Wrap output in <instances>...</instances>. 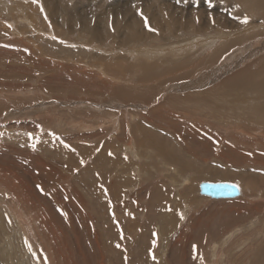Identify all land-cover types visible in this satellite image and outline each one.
<instances>
[{"label":"rangeland","instance_id":"rangeland-1","mask_svg":"<svg viewBox=\"0 0 264 264\" xmlns=\"http://www.w3.org/2000/svg\"><path fill=\"white\" fill-rule=\"evenodd\" d=\"M164 2L0 0V264H264V98L229 79L248 57L264 81V3ZM76 15L147 33L100 40ZM221 181L243 196L199 194Z\"/></svg>","mask_w":264,"mask_h":264},{"label":"bare ground","instance_id":"bare-ground-1","mask_svg":"<svg viewBox=\"0 0 264 264\" xmlns=\"http://www.w3.org/2000/svg\"><path fill=\"white\" fill-rule=\"evenodd\" d=\"M133 1V0H132ZM162 1V0H161ZM180 1V0H179ZM181 1H183V0H181ZM252 1V0H251ZM129 2V1H128ZM141 2V1H140ZM220 2L222 3V5L224 6V3H225V0H220ZM255 2L257 3V6H259V7H261L262 6V4L264 3V0H255ZM119 3V2H118ZM127 3V2H126ZM132 3V2H131ZM156 3V2H155ZM186 3H187V1H186ZM195 3V2H194ZM230 3V2H229ZM115 4V3H114ZM114 4H112L110 7H108L107 8V11H110V10H114V13H116V14H118V15H123V14H127L126 13V10L124 9V8H122V7H118V5H114ZM143 4L144 3H142V4H139V2H136V5H135V9H132V10H134V12H138V13H140V11L142 10L143 11V14H147L148 13V11H146V9L144 8V6H143ZM147 4V3H146ZM189 4H190V2H189ZM251 4V3H250ZM114 5V6H113ZM127 5V4H126ZM164 5L165 6H167L168 8H172L171 6H169L170 5V3H167V0H165V2H164ZM184 5V4H183ZM148 6V5H147ZM159 6V5H158ZM191 6V5H190ZM146 7V6H145ZM252 7V6H251ZM119 9H121V10H119ZM260 9V8H259ZM63 10V12L64 13H66L67 12V10L66 9H62ZM136 10V11H135ZM228 11H229V13L232 11V13H231V15L233 14L234 15V17L236 16V21H237V23H243L242 22V20H243V13L242 12H240L239 11V6H238V3H237V5L236 4H234V5H231V7H229L228 8ZM150 13H151V15H149V18L151 19H153V18H158V17H156V14L155 13H153L152 12V10L150 9V11H149ZM158 12H159V9H158ZM166 12V11H165ZM137 13V14H138ZM190 13V12H189ZM177 14H179V13H177ZM107 15V14H106ZM133 15H134V13H133ZM91 16V15H90ZM103 16V15H102ZM131 16V15H130ZM130 16H127L125 19H124V21H125V23H124V26L122 25V23H123V21L122 20H116L115 22V24L114 23H112V25H110V23H109V21L107 20V18L105 17V22L101 25L100 24V21H99V19H97V18H95V17H93V16H91L92 18H94V22H92L91 23V21H92V19H90V20H87V19H77L78 18V16L76 15V16H74V18L75 19H77V21H79V23L77 24V21H75V22H71V23H67L66 25H68L70 28H72V27H74L77 31H80L81 33H85V32H87V33H91L92 35H94L96 38H99L100 40H104V39H106V38H108L110 35V33H111V30L114 28V32H113V36H118V39H119V35L122 37V39H121V44H128V43H130V42H133V41H135L136 43L137 42H140V41H143V37H142V35L144 34V33H147V31H144L143 29H142V27L144 26L143 24H142V22L141 21H136V20H134V21H132V18L130 17ZM135 16V15H134ZM139 16V15H138ZM158 16V15H157ZM218 16H220L219 14H218ZM222 16V15H221ZM247 16V15H246ZM159 17H160V15H159ZM186 17V16H185ZM191 17V16H190ZM135 18V17H134ZM138 18V17H137ZM188 18V17H187ZM220 18V17H219ZM250 18V17H249ZM163 19V18H162ZM162 19H160L159 18V21H161ZM192 19V18H191ZM154 20V19H153ZM152 20V21H153ZM145 22V21H144ZM162 23H163V21H161ZM219 22V21H218ZM197 23H198V21H197ZM202 23V22H201ZM252 23V21L251 20H249V23H247V24H251ZM148 24V23H147ZM151 24V23H150ZM199 24V23H198ZM197 24V25H198ZM115 25V26H114ZM143 25V26H142ZM205 25V24H204ZM141 26V27H140ZM145 26H146V24H145ZM200 26V25H199ZM208 25L206 24L205 26H203V28H201V29H199L198 30V32L200 33V32H202V31H204V30H208L210 27H207ZM63 27H65V25L63 26ZM147 27V26H146ZM145 27V28H146ZM148 27H150V26H148ZM177 27H179L180 29H185V27H184V25L183 26H181V25H175V23H172V28L174 29V30H177L176 28ZM204 27H206V28H204ZM216 27L217 28H219L220 30H233L230 26H229V23L228 24H226L225 22L224 23H221V21H220V23H217L216 24ZM233 27H235V26H233ZM154 28V27H153ZM125 30H127V31H125ZM197 30V29H196ZM210 30V29H209ZM149 31V30H148ZM152 31V30H151ZM162 31V30H161ZM179 32V31H178ZM154 33V32H153ZM210 34V33H209ZM244 36V35H243ZM217 37H215V39H216ZM219 38V37H218ZM217 38V40L216 41H218L219 39ZM232 39H234V40H232ZM240 39H241V37L239 38V39H237V38H231V39H229V41H228V43H225L226 45L224 46V44L222 45V48L223 49H227L226 47L229 45V46H232V45H234V44H238L239 43V41H240ZM207 41V40H206ZM214 42V41H213ZM210 43V42H209ZM217 42H215V44H216ZM219 43H220V41H219ZM218 43V44H219ZM209 46H211V44H207L205 47L208 49L209 48ZM214 46V45H213ZM212 46V47H213ZM219 48H221V47H219ZM209 50H210V48H209ZM251 51H255V50H249L248 52H246L245 53V55L246 54H248V53H250ZM256 52V51H255ZM257 55V53L254 55V56H256ZM251 56H253V54H251ZM246 59H249L248 57H245V59L239 64V65H241V69L240 70H238L237 71V73H236V75H232L229 79L231 80H233V82H236L237 84H238V92L236 91V93H238V94H241V93H244V92H249V89L251 90V91H256V94H261L262 95V98H264V81L262 82L261 80H260V77H257V79L255 80V78H251V69H252V67L251 66H249V67H247V68H245L244 67V62H245V60ZM182 63H183V65H184V62H176V64L172 67V68H170L169 67V69L166 67L167 65L165 64V66L164 67H166V68H164V70L165 71H168V72H173V71H176L177 69H179L181 66H182ZM159 69V68H158ZM120 72V71H119ZM103 73V72H102ZM104 74V73H103ZM258 75V74H257ZM251 79V82L249 83V80ZM112 79V78H111ZM264 79V78H263ZM230 83V82H229ZM227 83H225V85H226ZM219 85V84H218ZM252 86V87H251ZM208 90V89H207ZM206 92V91H205ZM196 93V92H195ZM198 93H200V92H198ZM197 93V95H201V93L200 94H198ZM253 93V92H252ZM201 97L202 98H204L205 96H203V94L201 95ZM241 102V101H240ZM264 109V108H263ZM245 114V113H244ZM49 140V139H48ZM145 143V141L143 142V144ZM3 144V143H2ZM142 144V143H141ZM61 151V150H60ZM73 158V157H72ZM36 162V161H35ZM43 162V161H42ZM16 163V162H15ZM5 167V166H4ZM17 168V167H16ZM4 170V169H3ZM204 183H229V182H224V181H221V182H204ZM201 184H203V183H201ZM200 184V185H201ZM230 184H233V183H230ZM200 185H199V187H200ZM234 185H236V184H234ZM247 186H248V184H247ZM245 191V190H244ZM104 192V191H103ZM247 192H248V190H247ZM199 194H200V190H199ZM243 191L240 189V195L238 196V197H236V198H234V199H226V200H235V199H237V198H241L243 195ZM201 195V194H200ZM202 196V195H201ZM202 197H205V198H208V199H210V200H213V201H219L218 199H213V198H210V197H206V196H202ZM200 217V216H199ZM193 222V221H192ZM195 222V221H194ZM198 227V226H197ZM231 235H232V232H231ZM231 235L229 236V237H231ZM225 239V238H224ZM229 238H226V240H228ZM226 244V243H225ZM261 251V250H260ZM216 257H217V255H216ZM192 258V257H191ZM196 262V261H195Z\"/></svg>","mask_w":264,"mask_h":264},{"label":"water","instance_id":"water-1","mask_svg":"<svg viewBox=\"0 0 264 264\" xmlns=\"http://www.w3.org/2000/svg\"><path fill=\"white\" fill-rule=\"evenodd\" d=\"M199 190L202 196L218 200L234 199L240 195V188L230 183H203Z\"/></svg>","mask_w":264,"mask_h":264},{"label":"snow or ice","instance_id":"snow-or-ice-1","mask_svg":"<svg viewBox=\"0 0 264 264\" xmlns=\"http://www.w3.org/2000/svg\"><path fill=\"white\" fill-rule=\"evenodd\" d=\"M33 2L36 3V2H38V0H33ZM139 14L141 15V17L144 19L145 23L147 24V22H148V21H147V17H144V15H143V11H142V10L140 11ZM242 22L245 23V24L249 23V18H248L247 16H245V17L243 18ZM150 30L155 31L154 29H150ZM32 147H33V149H35L36 145L33 144ZM69 147H70V146H69ZM73 151H74V149H73ZM110 155H111V153H110ZM38 187H39V186H38ZM230 187H231V186H230ZM236 187L238 188L239 186L236 185ZM41 191H43L42 188H41ZM113 215H114V214H113ZM181 219H183V214H181ZM123 238H124V237H123V233L121 232V239H123ZM116 247H117V248H120L121 245L118 243V244L116 245ZM28 249H29L30 252H32L33 255H36V253L33 252V250H32V246H31L30 243L28 244ZM153 259H155V256H154V255H153Z\"/></svg>","mask_w":264,"mask_h":264},{"label":"crops","instance_id":"crops-1","mask_svg":"<svg viewBox=\"0 0 264 264\" xmlns=\"http://www.w3.org/2000/svg\"><path fill=\"white\" fill-rule=\"evenodd\" d=\"M229 183H233V184H236L237 185V182H229ZM205 198V197H204ZM235 200H237V199H235ZM213 203H215V202H220V201H234V200H219V201H213V200H211Z\"/></svg>","mask_w":264,"mask_h":264}]
</instances>
